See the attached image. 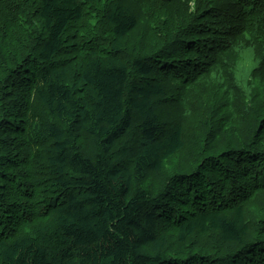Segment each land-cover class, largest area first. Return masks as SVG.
<instances>
[{
  "label": "trees",
  "instance_id": "16d2710c",
  "mask_svg": "<svg viewBox=\"0 0 264 264\" xmlns=\"http://www.w3.org/2000/svg\"><path fill=\"white\" fill-rule=\"evenodd\" d=\"M0 264H264V0H0Z\"/></svg>",
  "mask_w": 264,
  "mask_h": 264
},
{
  "label": "rangeland",
  "instance_id": "374dc122",
  "mask_svg": "<svg viewBox=\"0 0 264 264\" xmlns=\"http://www.w3.org/2000/svg\"><path fill=\"white\" fill-rule=\"evenodd\" d=\"M83 56H84V55H83ZM165 108H166V113H167L168 115H170V114H171L170 110H172V109L174 108V106H172V105H168V106H166ZM169 108H171V109H169ZM173 114H174V113H173ZM163 116H165V113L162 112L161 118H162ZM173 116H174V115H170L169 119H172ZM190 126H191V128H189V132H188V133L192 134V131H191V130H192L194 127L197 126V123H196V122H194L193 124L190 123Z\"/></svg>",
  "mask_w": 264,
  "mask_h": 264
}]
</instances>
